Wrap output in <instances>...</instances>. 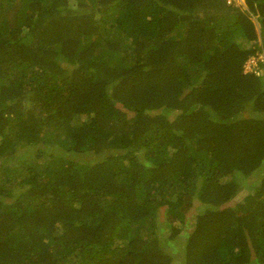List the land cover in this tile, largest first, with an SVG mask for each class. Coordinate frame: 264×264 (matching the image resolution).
Returning <instances> with one entry per match:
<instances>
[{
	"label": "trees",
	"instance_id": "obj_1",
	"mask_svg": "<svg viewBox=\"0 0 264 264\" xmlns=\"http://www.w3.org/2000/svg\"><path fill=\"white\" fill-rule=\"evenodd\" d=\"M16 1L0 0V264H172L157 218L196 202L184 264H264V176L230 205L264 169V62L242 73L264 0Z\"/></svg>",
	"mask_w": 264,
	"mask_h": 264
},
{
	"label": "rangeland",
	"instance_id": "obj_2",
	"mask_svg": "<svg viewBox=\"0 0 264 264\" xmlns=\"http://www.w3.org/2000/svg\"><path fill=\"white\" fill-rule=\"evenodd\" d=\"M244 2H242L241 6H243ZM16 6H18V0L16 1ZM78 2L76 0H70L69 8L70 10H76L77 11ZM89 10V9H88ZM85 9L78 8V12H84ZM252 21L254 22V26L256 29V33L259 35V44H262V36L260 33L259 24L256 21L255 18H252ZM30 36L27 33H23L22 36L19 38V42L21 43H29L30 42ZM264 61V58H262ZM248 62V61H247ZM249 108L246 110L245 114L246 116L249 114ZM84 118H78L74 121V125L79 124L82 122ZM50 146V145H49ZM51 147V146H50ZM48 149V148H47ZM122 153V151H120ZM80 159L85 158V156H80ZM95 157L92 158L94 161ZM264 169L254 173V177L250 181L249 179H246V181H243V185L240 188V191L237 193V196L233 201L230 203V205L239 202L242 197L252 192V184L254 185L258 184V181L261 177L264 176ZM19 190H16V188L13 190V193H17ZM11 201V200H8ZM205 206L201 205L199 202L194 203L193 208L186 214V217L184 219V223L181 225L178 223L176 218L174 217V213H169V215H164V213L161 212V215L157 218V228H156V235L159 237L158 239L161 240L163 248H165L167 251H169L170 255L173 258L172 264H184V252L182 250V247L184 244H186L188 236L193 231L194 226V216L198 214L199 211H202V209ZM176 226L177 228H181L179 235L172 239L171 233V227Z\"/></svg>",
	"mask_w": 264,
	"mask_h": 264
},
{
	"label": "built area",
	"instance_id": "obj_3",
	"mask_svg": "<svg viewBox=\"0 0 264 264\" xmlns=\"http://www.w3.org/2000/svg\"><path fill=\"white\" fill-rule=\"evenodd\" d=\"M226 5L231 7H239L241 5V0H224ZM263 56L260 54L257 58H251L248 60V62L245 64L244 68L245 71H251L253 67L257 66L258 62H264Z\"/></svg>",
	"mask_w": 264,
	"mask_h": 264
},
{
	"label": "clouds",
	"instance_id": "obj_4",
	"mask_svg": "<svg viewBox=\"0 0 264 264\" xmlns=\"http://www.w3.org/2000/svg\"><path fill=\"white\" fill-rule=\"evenodd\" d=\"M225 2V1H224ZM242 2H244V4H243V6L244 7H242L241 5L239 6L240 8H243V9H246V3H245V0H241V4H242ZM225 5H226V3H225ZM227 7H231V6H228V5H226ZM231 8H238V7H231ZM262 55L263 56V58H264V55L262 54V53H256V55L255 56H250L247 60H246V62L243 64V66H242V73L243 74H249V73H253L255 76H257V77H259V75H260V70H259V62L257 63V66L256 67H253L252 68V70L251 71H245V68H244V66H245V64L247 63V61L249 60V59H251V58H257L258 57V55ZM262 63V62H261ZM192 233V232H191ZM191 235V234H190Z\"/></svg>",
	"mask_w": 264,
	"mask_h": 264
}]
</instances>
